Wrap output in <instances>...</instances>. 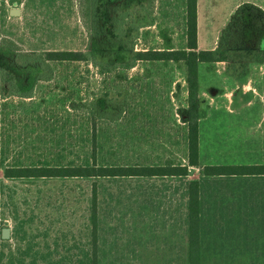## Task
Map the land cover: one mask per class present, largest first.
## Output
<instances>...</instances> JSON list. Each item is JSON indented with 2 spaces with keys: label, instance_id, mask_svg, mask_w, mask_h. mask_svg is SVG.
Wrapping results in <instances>:
<instances>
[{
  "label": "rangeland",
  "instance_id": "374dc122",
  "mask_svg": "<svg viewBox=\"0 0 264 264\" xmlns=\"http://www.w3.org/2000/svg\"><path fill=\"white\" fill-rule=\"evenodd\" d=\"M96 3L0 0V36L25 51L84 49ZM134 11L135 49L186 47L185 0H154L152 21ZM197 16L198 49L220 60L198 65L200 164L189 167L188 179H199L203 164L264 162V0H199ZM52 65V79L39 82L30 98L0 94V228H10L11 245L30 241L29 259L53 250L54 239L61 253L85 243L94 178L10 179L6 166L90 163L93 135L98 163H162L183 154L184 62H138L133 80L101 75L91 63ZM161 183L170 184L133 177L97 183L102 264L187 263L182 218L159 213ZM229 244L236 242L217 255L204 251L202 264H264L261 242L257 249L239 245L241 251Z\"/></svg>",
  "mask_w": 264,
  "mask_h": 264
},
{
  "label": "trees",
  "instance_id": "16d2710c",
  "mask_svg": "<svg viewBox=\"0 0 264 264\" xmlns=\"http://www.w3.org/2000/svg\"><path fill=\"white\" fill-rule=\"evenodd\" d=\"M154 0H97L93 4L94 28L90 31V39L81 50H22L16 43L0 36V85L6 88L0 94L16 95L30 98L36 85L41 81H50L54 73L52 63L55 62H85L91 63L99 74H109L112 71L122 73L130 69L138 61H182L185 63L187 107L185 112L187 162H163L133 164L98 163V152L93 135V146L90 153L91 161L79 165H14L6 166L3 175L6 178L47 179V178H94L90 196V214L88 218V234L85 243H73L64 251L58 250L59 243L54 239V249L41 248L39 258L31 256L32 244L26 240L24 247L11 245L9 240L1 238L0 228V264H102L105 256L104 244L106 234L101 229V218L98 212V195L102 193L98 182L105 178H159L170 184H159V195H180L185 198L182 203L184 216H180L184 225L186 237V264H202V254L208 246L207 231L210 218L203 211V196L214 193L218 189L214 182L225 180L222 189L230 193L249 192L246 188L247 179L256 178L264 183V164H222L204 165L200 168L199 179H188L190 166H199V98H198V65L201 62L220 60L211 50H199L197 47V0H185V35L186 47L182 49H135L134 37L135 19L130 9L137 14L145 15L151 21ZM82 12V10H81ZM119 14V15H117ZM118 16V17H117ZM117 18V19H116ZM97 24V25H96ZM137 31V30H136ZM134 32V35H133ZM107 59V60H106ZM107 94V93H105ZM93 124L94 121H93ZM1 189V184H0ZM154 189V188H153ZM151 193H156L154 190ZM146 194L147 190L139 188L137 192ZM255 191V189H254ZM253 191V192H254ZM150 193V194H151ZM235 219H223V227L232 231ZM236 223L242 225L244 231L252 229V244L255 247L261 242L264 254V219L237 218ZM16 239V233L12 235ZM247 233L240 237L245 239ZM231 238L235 237L230 235ZM240 244V243H239ZM240 245L248 247L245 240ZM248 247V248H249ZM72 248L77 253L70 252ZM38 253V252H37ZM52 255H57L54 259ZM258 255V254H257ZM261 255V253H259ZM113 261L110 263L112 264Z\"/></svg>",
  "mask_w": 264,
  "mask_h": 264
},
{
  "label": "crops",
  "instance_id": "0c3cea01",
  "mask_svg": "<svg viewBox=\"0 0 264 264\" xmlns=\"http://www.w3.org/2000/svg\"><path fill=\"white\" fill-rule=\"evenodd\" d=\"M199 0H197L198 7ZM198 17V16H197ZM175 49V48H174ZM141 62V61H138ZM136 62V63H138ZM150 62V61H144ZM155 62V61H154ZM159 62V61H158ZM161 62V61H160ZM182 62V61H179ZM136 64L130 69L124 70L122 73L126 75L125 79L133 80L135 78V74L133 71L136 68ZM184 66V82H185V106L187 107V90H186V72L185 65ZM118 71H116L117 73ZM125 92H127L125 90ZM128 97V96H127ZM127 99V98H126ZM131 103V102H130ZM124 113L127 111L126 106L129 107V100H124ZM199 123V122H198ZM199 130V152H200V127L198 124ZM181 138L183 140V154L180 158L171 159L166 162H180L185 164L187 162L186 153H187V142H186V123L185 120L182 122L181 126ZM177 154V153H175ZM176 160V161H174ZM163 163V162H162ZM199 164H200V156H199ZM222 164H264V162L257 161H249V162H240V163H208L204 165H222ZM194 167V166H190ZM225 180H217L214 182V186H217L218 189L211 194H205L202 198L203 202V211L206 217L210 218V226L214 227L209 228L207 231V241H209L208 246L205 247L204 251H211V255H217L218 252L225 248L226 243H231L233 241L236 242V245L229 244L231 248H235L240 250L242 248L239 246L245 240V244L249 247L252 244L251 235L254 233L252 229L243 230L240 229H231L232 231H227L225 227H223V219H235L234 223H236L237 218H249V219H264V183L260 179L249 178L247 179L246 188H248L249 192L246 194L243 193H235L232 194L228 190L222 189V183ZM255 189V191H254ZM254 191V192H253ZM153 199L156 197H152ZM185 201V198H182L180 195H159V213H169L174 214L177 213L180 216H184V205L182 204ZM184 212V213H183ZM243 233H247V237L245 239H241V235ZM230 235H234L235 237L231 238ZM260 239L259 241H263ZM240 243V244H239ZM187 247V246H186ZM248 247L243 248L242 250H247ZM230 248V249H231ZM241 251V250H240Z\"/></svg>",
  "mask_w": 264,
  "mask_h": 264
},
{
  "label": "water",
  "instance_id": "95a60500",
  "mask_svg": "<svg viewBox=\"0 0 264 264\" xmlns=\"http://www.w3.org/2000/svg\"><path fill=\"white\" fill-rule=\"evenodd\" d=\"M18 12V9H15L14 11H11V14L16 15ZM1 238L5 240L10 238V228L8 226L1 228Z\"/></svg>",
  "mask_w": 264,
  "mask_h": 264
}]
</instances>
